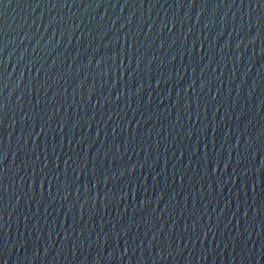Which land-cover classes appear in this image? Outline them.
Listing matches in <instances>:
<instances>
[{
  "label": "water",
  "instance_id": "obj_1",
  "mask_svg": "<svg viewBox=\"0 0 264 264\" xmlns=\"http://www.w3.org/2000/svg\"><path fill=\"white\" fill-rule=\"evenodd\" d=\"M0 49V264H264V5L3 0Z\"/></svg>",
  "mask_w": 264,
  "mask_h": 264
},
{
  "label": "snow or ice",
  "instance_id": "obj_2",
  "mask_svg": "<svg viewBox=\"0 0 264 264\" xmlns=\"http://www.w3.org/2000/svg\"><path fill=\"white\" fill-rule=\"evenodd\" d=\"M242 2H243V0H242ZM2 3H3V0H0V4H2ZM261 5H264V0H257V6L259 7ZM249 6L251 7L252 5L250 4ZM0 50H2V49H0ZM117 55H119V52H117ZM125 55H127V52H125ZM110 59H112V57H110ZM109 71H111V68L109 69ZM157 83H159V81H157ZM5 107L6 106L4 104H0V123H2L3 118H4V108ZM61 131H63V126H61ZM2 148H3V145L0 144V149H2ZM5 157L6 156L4 155V152L2 150H0V163L3 162V160L5 159ZM37 159H39V158L37 157ZM68 159L71 160L72 157L69 156ZM65 163L67 164V161ZM238 163H239V161H238ZM209 165L212 166V162L211 161H209ZM218 166L219 165H218V162H217L215 164V169L216 170L218 169ZM224 167H225V169H227L228 165L225 164ZM58 168H59V165L57 164L56 165V169H58ZM45 169H49L48 163H45L44 166H43V168L41 169L42 175H41L40 180H39L40 188L41 189L44 188L45 181L47 180V182L49 184V192H51V187H52L53 180L59 181L60 177H59V175L55 174V172H53V175L50 178L49 177V171H52V170L49 169L48 171H45ZM244 171L247 172L248 169L245 168ZM213 172H215V171H213ZM233 172L235 173V169H233ZM254 172H259L260 175H264V163L261 164V167L260 168H255ZM32 180H33L34 183H36L35 177H33ZM0 182H2V177H0ZM29 187L31 188L32 185H29ZM61 187H63V185H58L57 186V191H59ZM255 187H256L255 180H253V189H255ZM2 188H3V185H2V183H0V190H2ZM112 195L114 196L115 194L113 193ZM108 198H109V194L108 193H105L104 200L106 201ZM244 215H245V217H247V212H245ZM117 235H119V233H117ZM261 247L264 248V244H262ZM4 264H7V262L5 261Z\"/></svg>",
  "mask_w": 264,
  "mask_h": 264
}]
</instances>
